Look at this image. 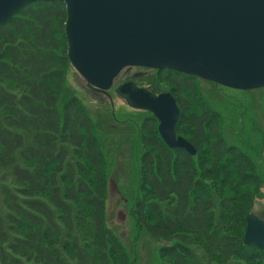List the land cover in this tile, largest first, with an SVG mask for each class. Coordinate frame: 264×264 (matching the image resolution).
<instances>
[{
    "label": "trees",
    "instance_id": "1",
    "mask_svg": "<svg viewBox=\"0 0 264 264\" xmlns=\"http://www.w3.org/2000/svg\"><path fill=\"white\" fill-rule=\"evenodd\" d=\"M65 21L64 2L37 0L0 25V264H137L109 226L104 136L70 86ZM127 79L173 95L176 134L196 149L169 148L145 110L115 116L137 148L126 210L160 243L157 264H264V250L243 242L246 216L264 202L262 131L253 124L255 145L244 129L225 137L196 77L147 69ZM228 99L242 118L244 101Z\"/></svg>",
    "mask_w": 264,
    "mask_h": 264
},
{
    "label": "water",
    "instance_id": "2",
    "mask_svg": "<svg viewBox=\"0 0 264 264\" xmlns=\"http://www.w3.org/2000/svg\"><path fill=\"white\" fill-rule=\"evenodd\" d=\"M37 0H0V25ZM66 7L67 58L93 89L107 94L126 67L170 69L238 90L264 87V0H60ZM115 92L149 111L172 149L195 155L176 134L180 109L170 92L134 81ZM243 242L264 250V221L246 216Z\"/></svg>",
    "mask_w": 264,
    "mask_h": 264
},
{
    "label": "rangeland",
    "instance_id": "3",
    "mask_svg": "<svg viewBox=\"0 0 264 264\" xmlns=\"http://www.w3.org/2000/svg\"><path fill=\"white\" fill-rule=\"evenodd\" d=\"M147 69H138L129 67L124 69L115 79V84L125 81L132 75L146 73ZM70 86L73 91L76 90L89 107L96 127L103 134L104 152L109 167L108 181V220L109 226L120 237L124 245L130 252L136 254L137 264H157L159 242L154 241L146 232L137 231L132 219L129 217L126 204L131 197L135 186L136 161L135 154L137 148L136 140H132L130 133L134 129L126 122H120L114 117H126V115H139L136 109L130 108L124 100L116 94L111 95L98 93L89 88L79 78L72 68L69 76ZM201 90L213 106L222 111L224 115V135L230 141H235L236 132L244 129V134L248 137L251 145L258 143V131L264 134V102L262 101L261 89L253 91H237L215 86L210 82L199 80ZM93 92L98 93L94 94ZM234 100L244 101V112L240 117V109L235 106ZM107 101L110 104L112 112L107 109ZM246 102V103H245ZM247 104V105H246ZM99 111L104 112L107 122L102 121L99 117ZM112 114V115H111ZM247 114V115H246ZM132 119V118H129ZM253 124L259 128L256 130ZM109 126V127H108ZM128 135V137H127ZM260 170L264 177V147L260 146V156L258 158ZM264 191V187H263ZM253 212L264 219V202L257 200Z\"/></svg>",
    "mask_w": 264,
    "mask_h": 264
}]
</instances>
